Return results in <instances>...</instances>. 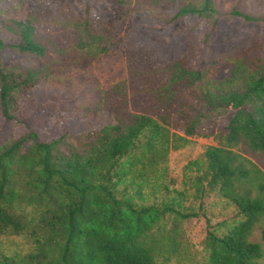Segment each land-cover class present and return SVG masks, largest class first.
<instances>
[{"label":"trees","instance_id":"trees-1","mask_svg":"<svg viewBox=\"0 0 264 264\" xmlns=\"http://www.w3.org/2000/svg\"><path fill=\"white\" fill-rule=\"evenodd\" d=\"M6 1V0H0ZM118 19H95L61 0L34 1L25 18L3 21L18 38L0 36V105L7 121L26 122L21 112L42 84L66 80L109 54L117 41L116 24L145 15L167 24L190 17L216 27V0H112ZM176 6L169 15L166 9ZM45 8L56 32L42 41ZM251 22L264 16L234 11ZM120 43L138 91L116 90L117 102L103 94L99 111L115 123L45 141L29 130L0 145V237L27 234L29 251L0 254V264H158L149 237L169 214L190 217L180 209L185 193L171 201H152L169 191V155L193 136H210L211 126L228 116L197 167V191H215L240 216L232 224L212 227L205 240L210 264H261L264 247L252 240L262 229L264 240V171L242 153L243 146L264 152V42L254 39L238 52L231 76L211 77L197 49L167 60L151 35L141 41L130 24ZM46 30H50L46 27ZM211 46V43H209ZM13 51L25 64L6 65L2 53ZM63 79V78H61ZM150 101L142 105L139 95Z\"/></svg>","mask_w":264,"mask_h":264},{"label":"rangeland","instance_id":"rangeland-1","mask_svg":"<svg viewBox=\"0 0 264 264\" xmlns=\"http://www.w3.org/2000/svg\"><path fill=\"white\" fill-rule=\"evenodd\" d=\"M34 1L38 0H6L0 2V36L7 43L18 42V38L2 28L3 21L13 18H25L32 10ZM74 11L87 15L86 6L91 7L95 19H118L119 9L112 0H61ZM219 9V22L216 27L199 23L198 19L190 17L186 20L167 24L158 22L145 15H136L124 24H116L119 32L112 51L94 61L86 68H79L70 74L66 80L63 76L51 82L42 84L34 91L25 103L21 117L26 122L7 121L0 105V145L11 137H20L29 130L39 133L45 141L52 140L64 133H79L92 128H101L115 123L111 114L100 110L103 94H110L109 103L117 102L120 94L116 90L127 92L138 91L128 70L127 59L124 56L120 39L125 33L122 25L130 24V28L143 41L146 35H151L159 42L158 47L164 58L174 56L189 50L191 56L197 52L202 54L200 64L207 65L211 77L221 79L231 76L238 52L245 51L254 39L264 42V22H251L245 17L234 13L235 10L245 11L254 16H264V0H216ZM45 22L42 28V41L48 43L53 38L55 30H51L55 14L45 8ZM169 15L177 12L172 6L165 10ZM46 27L50 30H46ZM211 43V46H209ZM196 48V49H195ZM4 62L24 63L23 57L13 51L2 53ZM63 78V79H61ZM142 105H149L146 95H139ZM228 122V116L216 120L211 126L210 136H193L183 147L172 150L169 155L168 177L169 191H160L152 201H171L178 196V191L185 193L180 209L185 213H197L190 217L169 214L163 222L156 226L149 241L156 248L158 264H210L205 240L212 227L232 224L242 217L237 208L221 197L215 191H209L206 181L205 191L198 192L197 177L200 174L192 162L201 159L207 147L216 144L215 134L221 131ZM242 153L250 158L264 171V152H256L243 146ZM252 240L260 242L264 247L262 229L258 227ZM31 243L27 234L5 235L0 237V254L7 255L29 251ZM261 264H264V260Z\"/></svg>","mask_w":264,"mask_h":264}]
</instances>
